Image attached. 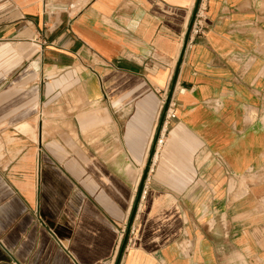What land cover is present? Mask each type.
Returning <instances> with one entry per match:
<instances>
[{
  "label": "crops",
  "instance_id": "1",
  "mask_svg": "<svg viewBox=\"0 0 264 264\" xmlns=\"http://www.w3.org/2000/svg\"><path fill=\"white\" fill-rule=\"evenodd\" d=\"M195 2L0 0V264H264V0H200L174 77Z\"/></svg>",
  "mask_w": 264,
  "mask_h": 264
},
{
  "label": "water",
  "instance_id": "2",
  "mask_svg": "<svg viewBox=\"0 0 264 264\" xmlns=\"http://www.w3.org/2000/svg\"><path fill=\"white\" fill-rule=\"evenodd\" d=\"M199 5H200V0H196V2L194 4V8H193L191 16H190V19H189V22H188V25H187V28L185 30L183 43L181 45V49H180V52H179V55H178V58H177V68H176V72H175V76L174 77H176L178 68H179V66L181 64V61L183 59V56L185 54V51H186V48H187V44H188L190 36H191V29H192V26H193V22L195 20L196 15H197V11H198ZM173 87H174V80H173V82H172V84L170 86V90H169V92H168V94L166 96V99L164 101V105H163V109H162V112H161L160 120H159L157 129L155 131V134H154L151 146H150V150H149V154H148V157H147V161L145 163L144 172H143V174H142V176L140 178V181H139V188H138V192H137V197H136V200H135V203H134V206H133V210H132V213H131V218H130V221H129V224H128V227H127V230H126V234H125V237H124V240H123V243H122L120 254H121V252L123 250V246L125 244L127 235L129 233V229H130V226H131V221H132L133 215L135 213V210H136V207H137V204H138V201H139V197H140V194H141V191H142V187H143L144 182L146 180V175H147L149 166H150V164L152 162V158H153L155 149H156L157 144H158V140H159L161 129H162L163 120H164L165 113H166V110H167V107H168V104H169V100L171 98Z\"/></svg>",
  "mask_w": 264,
  "mask_h": 264
},
{
  "label": "built area",
  "instance_id": "3",
  "mask_svg": "<svg viewBox=\"0 0 264 264\" xmlns=\"http://www.w3.org/2000/svg\"><path fill=\"white\" fill-rule=\"evenodd\" d=\"M201 30H202V24H201V22L199 20V12L197 11V15L195 17V20L193 22V26H192V29H191V34L192 33H199V32H201ZM1 41H2V37L0 35V42ZM183 90H184L183 88H179L178 89V92L181 93V92H183ZM172 104L173 103H172V96H171V98L169 100V104H168L167 110H166V113H165V117H164V120H163L162 129H161L160 137H159V140H158V143L159 144L163 140V131L165 129L167 119L169 117H173L174 116V113H173V111L171 109ZM39 222L40 223H43V220L40 217H39ZM49 233L52 236V238L55 240V242L57 243V245L65 251V253L69 256V258H71V260H74V256L70 252V249H69V246H68V242L63 241L60 238H58L56 236L54 230L51 229V228H49ZM13 264H16V263H13Z\"/></svg>",
  "mask_w": 264,
  "mask_h": 264
},
{
  "label": "rangeland",
  "instance_id": "4",
  "mask_svg": "<svg viewBox=\"0 0 264 264\" xmlns=\"http://www.w3.org/2000/svg\"><path fill=\"white\" fill-rule=\"evenodd\" d=\"M47 114L46 113H43L42 115V121H43V133H44V137H49V136H52V139H62V140H66V138L68 137L66 134V123L65 121H55V118L52 119V118H49L48 116H46ZM59 116H61L62 118L65 117V114H60ZM47 124V125H46ZM52 124V128L50 127V125ZM50 127V128H49ZM70 131H72L74 133V136L75 135V129L74 131L70 129ZM96 136H95V140L97 138H99L102 134H103V131H97L96 133Z\"/></svg>",
  "mask_w": 264,
  "mask_h": 264
},
{
  "label": "bare ground",
  "instance_id": "5",
  "mask_svg": "<svg viewBox=\"0 0 264 264\" xmlns=\"http://www.w3.org/2000/svg\"><path fill=\"white\" fill-rule=\"evenodd\" d=\"M26 46V45H25ZM27 55V54H26ZM140 178V177H139ZM138 181H139V179H138ZM138 183V182H137Z\"/></svg>",
  "mask_w": 264,
  "mask_h": 264
}]
</instances>
